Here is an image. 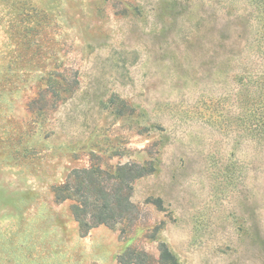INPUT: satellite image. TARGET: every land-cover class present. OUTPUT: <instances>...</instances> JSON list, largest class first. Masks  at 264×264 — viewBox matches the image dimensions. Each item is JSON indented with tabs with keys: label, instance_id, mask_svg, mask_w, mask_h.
Returning a JSON list of instances; mask_svg holds the SVG:
<instances>
[{
	"label": "rangeland",
	"instance_id": "obj_1",
	"mask_svg": "<svg viewBox=\"0 0 264 264\" xmlns=\"http://www.w3.org/2000/svg\"><path fill=\"white\" fill-rule=\"evenodd\" d=\"M244 25L212 0H0V264L156 259L159 242L176 264H264ZM125 163L153 169L134 225L81 235L53 188Z\"/></svg>",
	"mask_w": 264,
	"mask_h": 264
},
{
	"label": "trees",
	"instance_id": "obj_2",
	"mask_svg": "<svg viewBox=\"0 0 264 264\" xmlns=\"http://www.w3.org/2000/svg\"><path fill=\"white\" fill-rule=\"evenodd\" d=\"M213 4L225 9L226 15L236 13L243 17L246 32L251 41H245L246 48L253 50L257 71L248 73L244 69L248 82H242L245 102L264 108V0H212ZM242 76V81L245 79ZM241 80V78H240ZM252 88V91L248 90ZM255 127L264 134V116H260ZM151 166L136 163L118 165L113 172L99 167L74 169L64 183L53 188L57 203L70 201V209L77 222L81 235L91 229L105 226L110 229L120 228L124 235L135 223L138 210L130 201L135 181L148 176ZM158 257L151 258L147 253L136 248H127L117 256V264H176V260L165 243L157 246Z\"/></svg>",
	"mask_w": 264,
	"mask_h": 264
}]
</instances>
